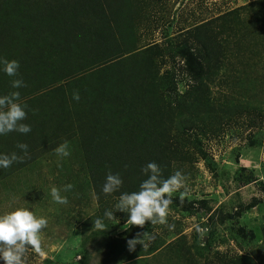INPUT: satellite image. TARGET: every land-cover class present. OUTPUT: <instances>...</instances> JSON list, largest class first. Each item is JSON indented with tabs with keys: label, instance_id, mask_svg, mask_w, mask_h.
<instances>
[{
	"label": "rangeland",
	"instance_id": "1",
	"mask_svg": "<svg viewBox=\"0 0 264 264\" xmlns=\"http://www.w3.org/2000/svg\"><path fill=\"white\" fill-rule=\"evenodd\" d=\"M94 2L0 0V57L19 61L18 77L25 86L18 90L27 104L23 122L31 125L27 134L0 136V153L15 151L23 157L0 168V213L23 205L48 219L40 234L45 255L29 246L24 264H264V0H130L133 12L130 8L124 19L128 23V15L134 14L133 33L115 20L112 9L114 38L106 45L94 37L106 21L94 11ZM99 2L115 5L118 0ZM237 8L242 9L231 23L219 20L213 26L226 50L221 68L207 82L211 102L205 100L199 116L192 109L174 114L171 133L181 139L199 135L207 152L205 159L195 152L197 161L175 165L174 171L186 175L191 193L184 199L179 192L172 197L168 221L175 227L146 222L143 228L124 229L128 214L116 210L119 223L105 221L107 230L94 229L93 220L112 209L119 197L110 195L101 202L96 194L90 169L94 132L105 127H112L113 135L120 132L126 117L113 111L117 105L103 94L117 70L126 76L132 67L129 60L124 71L110 68L105 47L117 39L128 57L133 49L164 45L156 62L160 74L172 70L175 79L159 80L157 91L169 90L174 98L191 84L183 59L170 56L174 46L185 42L198 24ZM73 22L77 27L68 25ZM12 79L0 71V94L16 90ZM169 80L173 85L167 87ZM74 91L79 100L72 98ZM147 102L138 100L129 109L132 114L140 109L150 120ZM227 105L240 110L226 114ZM145 138L140 131L136 143ZM20 142L28 144L27 155L16 147ZM65 143L70 155L62 157L56 149ZM67 183L72 190L61 194L69 203H55L50 188ZM197 225L207 229L203 242ZM153 230L156 239L147 249L138 244L128 250L127 239Z\"/></svg>",
	"mask_w": 264,
	"mask_h": 264
},
{
	"label": "trees",
	"instance_id": "2",
	"mask_svg": "<svg viewBox=\"0 0 264 264\" xmlns=\"http://www.w3.org/2000/svg\"><path fill=\"white\" fill-rule=\"evenodd\" d=\"M120 1L118 0L115 5H106L105 3H100L99 0H95L94 7L97 8H94V11L99 13L100 18H106L105 24L102 21L103 23L100 26L97 25L98 28L94 31V37L98 39V44L106 45L114 38L111 22L112 9L114 17H116L115 20L122 21L121 23L124 25L125 23L129 25V32L133 33L131 31L133 29L134 14L128 15V23L124 18H126V13L130 12V8H134V6L130 0H122L120 6ZM104 6L108 10L110 9L109 15ZM247 6L250 7L249 5ZM241 9H234L215 19L198 24L188 38L186 37L185 42L174 46L175 53L170 56L173 60L176 59V56L183 59V69L191 80L186 92L178 94L174 98L173 94L168 93L169 90L160 92L158 89L157 91V86L161 84L159 80L175 79V72L172 70H167L166 73L160 74L161 65L156 62V59L162 57L165 52L164 45L155 43L140 49L136 48L133 49V54H128V57L125 56L126 52H124L117 39L110 44L108 49L105 47L103 51V54H105L104 61L108 65L112 64L110 68H118L124 71L123 65L129 60H132V67H130V74L128 73L126 76L120 75L117 70L112 78L113 83L111 81L106 83L108 86L103 94L108 102L112 103V105H117V108L113 107V111L117 109L126 117L125 121L119 119L122 121L120 132H117V135H113L112 127H105L94 132V164H91L90 169L94 180V188L101 202L104 197L110 196L105 195L101 191L109 171L120 173L123 179L120 192H132L137 191L140 182L146 179L141 169L150 161H154L161 166L163 169L162 174L166 178L174 172L175 165L197 161L198 153L202 159L207 157V152L200 146L199 135L193 137L185 134L186 137L181 139L180 136L178 137L171 133V125L173 126L176 112H178V115H182L185 109H192L199 116L203 113L200 108L204 106L205 100L209 99L211 102V92H209L207 82H210L216 71L221 68V60L226 50L220 40L219 33H216L213 26L219 20H224V23H231L233 17L236 14L238 15ZM131 11L133 12L132 8ZM229 18L230 20H228ZM234 18H237V16ZM68 25L77 27L75 22ZM105 29H110L112 31L111 34L106 32ZM189 39H193V44H189ZM172 80L167 82V87L173 85ZM173 88H176L175 85ZM130 92L132 93L131 98L129 97ZM138 100L142 105L148 101L147 111H151L150 120H146L144 115L140 114V109H136V112L132 114L129 106L136 104ZM239 110L240 107L233 109L227 105L224 112L233 114L234 111L237 112ZM209 112L211 115L212 110H209ZM140 131L143 136L144 133L146 134V138L142 142L136 143V141H140ZM191 146L195 151L192 152L190 150ZM119 194V192H116L111 195L119 196ZM116 241L123 240L118 239ZM197 248L200 249L201 247L198 246ZM204 249L206 248H202V250Z\"/></svg>",
	"mask_w": 264,
	"mask_h": 264
},
{
	"label": "clouds",
	"instance_id": "3",
	"mask_svg": "<svg viewBox=\"0 0 264 264\" xmlns=\"http://www.w3.org/2000/svg\"><path fill=\"white\" fill-rule=\"evenodd\" d=\"M20 64L18 60H8L0 57V71L11 80L12 89H16L6 94H0V136L10 132L27 134L31 131V125L23 121L27 117V104L22 102L21 93L18 89L25 86L22 78L18 77ZM74 100H79V92L72 94ZM24 155L28 153V144L20 142L16 145ZM62 157L70 155L67 150V144H62L56 149ZM23 159L15 151L11 153H0V168L7 169L14 162ZM146 176L139 184L137 191L120 192L123 185V179L120 173H109L101 187L102 193L111 195L119 192V197L112 209H106L103 216H97L93 220V228L104 231L108 229V222L119 220L114 215L116 210L127 213V219L124 223V229L130 226H140L143 228L148 222L151 226L167 225L169 230L175 227L170 224L168 216L170 214V205L175 193L179 192L180 199L190 197L191 193L187 187V177L180 169H176L166 178L163 176V169L159 164L150 161L141 169ZM73 185L67 183L61 187L52 186L50 194L52 200L60 205L69 203L67 196L63 192L71 191ZM181 189H183L181 191ZM115 223V224H118ZM48 219L45 216H37L28 207L20 205L10 211L0 213V262L2 264H24L25 253L30 246L40 256L45 255L41 247V229L46 227ZM114 224V225H115ZM198 236L203 242L207 229L196 226ZM156 239L155 231L137 232L135 236L127 239L126 244L129 251H134L139 244L147 249L150 243Z\"/></svg>",
	"mask_w": 264,
	"mask_h": 264
}]
</instances>
